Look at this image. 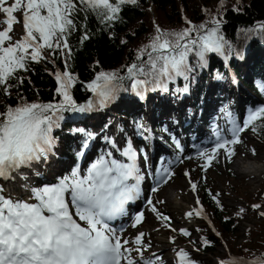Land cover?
Wrapping results in <instances>:
<instances>
[{
  "label": "snow or ice",
  "instance_id": "6c2138e0",
  "mask_svg": "<svg viewBox=\"0 0 264 264\" xmlns=\"http://www.w3.org/2000/svg\"><path fill=\"white\" fill-rule=\"evenodd\" d=\"M138 3L139 0H0V93L10 96L12 89L22 86L26 77L21 73L32 71L33 63L55 64L60 59L64 66L62 71L56 69L51 73L56 81L58 101L29 102L18 93L20 102L0 111V179H14L13 173L30 169L34 163H48L50 157L56 155L58 141L53 130L60 128L65 112L88 113L106 107L120 91L128 90L124 86L126 80L141 98L149 85L152 90L159 88L166 92L169 82L178 77L188 80L195 71L189 62L190 56H195L197 66L203 68L207 67L209 53L225 55L228 41L221 32L222 18L213 16L211 26L209 22L196 25L185 18L188 26L180 30H164L157 25L151 40L139 50L138 62L127 66L123 75L118 70L96 73L86 85L92 99L78 104L72 89L79 81L70 71L73 58L70 38L78 30V14L85 13V19L87 14H92L101 24L110 26L121 19L124 6ZM224 4L225 0H219L221 8ZM18 13L22 14V19ZM21 23L23 34L17 39L14 26ZM246 31L264 33V22ZM87 39L89 34L85 31L79 42ZM145 55L146 61L142 59ZM260 88L264 91V83ZM188 90L185 84L177 92ZM224 111L232 125L231 136L223 135L218 127L214 130L213 146L200 148L198 152L204 160V170L221 155L230 162L236 155L235 146L242 143V132L247 129L257 132L258 127L264 129V106L249 111L242 126L231 112ZM136 129L144 139L150 138L144 136L147 129L142 122L136 123ZM72 131L85 137L77 154L83 157L96 134L85 128ZM104 140L109 148L100 152L86 169L77 165L68 174L41 186L25 183L26 198L7 193L0 185V264H165L161 255H145L151 248V242L146 241L147 233L141 231L130 241L123 237L122 227L113 226V222L128 216L129 204L142 196L145 176L140 163L142 157L147 166L148 154L138 149L131 139H126L124 146H118L117 140L108 136H104ZM175 146L183 152L179 140L175 141ZM173 163L169 161L167 166L157 169L152 193L158 192L175 175ZM191 188L197 191V183L192 182ZM209 194L223 210L220 194H212L210 190ZM162 203L154 202L151 196L147 199L151 211L164 222L163 227L175 232L171 217L157 207ZM196 203L201 205L199 198ZM261 207L253 205L255 209ZM244 211L240 209L241 213ZM185 215L207 218L202 205ZM259 215L264 217V211ZM229 219L224 217L225 221ZM144 221V212L139 211L132 217L131 227L137 228ZM179 232L183 236L191 235L187 228ZM215 234L220 235L218 231ZM171 239L175 242V237ZM211 243L203 239L205 247ZM176 255L178 264H199L184 248ZM218 264H264V254L225 257Z\"/></svg>",
  "mask_w": 264,
  "mask_h": 264
},
{
  "label": "trees",
  "instance_id": "16d2710c",
  "mask_svg": "<svg viewBox=\"0 0 264 264\" xmlns=\"http://www.w3.org/2000/svg\"><path fill=\"white\" fill-rule=\"evenodd\" d=\"M120 16L121 19L110 26L101 24L92 14H87L86 19L85 13H79L77 16L78 30L70 38V43L73 47L70 71L77 75L79 81L72 89V95L78 104L87 103L92 99V93L87 89L86 85L94 79L96 73L118 70L122 75L126 74L127 66L138 62L137 55L139 50L151 40L157 25L164 30H180L188 26L185 20L187 18L193 24L199 25L209 22V26H211L210 21L213 16H216L223 20L221 32L228 41L225 55L209 53L207 67L203 68L197 66V58L195 56H190L189 62L195 68V71L190 74L188 80L184 79L180 82L182 87L185 84L188 85L189 90L184 93L185 102H190L196 108L203 110L210 100H214V98L218 100L217 106L220 103L230 101L231 96L226 88L230 84L232 85V81L227 69L232 66L235 69L234 71L241 75L245 71L246 66H244V63L247 61V70L251 72L252 79L248 81L240 76L241 84L239 86L240 90L245 94H250L252 99L245 100L244 106L246 108L251 107L252 110L264 106V91L260 88V84L264 83V33L246 31L264 22V0H225L222 8L219 5V0H139L138 5L124 6ZM85 31L88 32L89 39L80 43V38ZM142 59L146 61L147 55L142 57ZM250 61L251 63H249ZM31 67L32 71L21 73L26 77L22 86L18 89H12L10 96L0 93V111H4L7 106L18 104L20 102L18 93L29 102L40 101L47 103L60 99L55 94L57 85L51 73L56 69L62 71L63 62L57 59L55 64L41 62L33 63ZM208 84L213 85L215 89L209 91ZM124 86L128 90L120 91L114 100L115 103L109 108L100 110L101 113L98 112L100 116L95 121L91 119L93 113H64V120L61 121L60 128L53 130V135L57 138V143L60 144L62 153L70 161L75 162L78 160L79 145L85 139L83 134L75 133L72 130L85 128L87 131L95 133L97 125L106 122V119L101 122V118H107L112 114L110 110H115L121 124L127 127L130 123L135 130L134 134L138 135L136 123L142 122L145 129H147L144 135L147 136L149 125L147 114H153L150 110V103L153 102L156 107L154 115L160 123L169 109L167 105L170 101L164 100L168 95L166 97L164 91L159 88L152 90L150 85L152 96L147 102L135 98L133 99L134 101L132 100L133 103L130 104L129 101L127 102L132 96L130 81L126 80ZM235 90L238 91V89ZM169 98L171 101L176 100L172 96ZM125 102L128 103L129 107L124 108V106H121ZM177 103L175 101V104ZM238 116L239 114L236 110L235 119ZM204 118L207 119L206 114H204ZM159 123L153 124L151 128L153 137L173 146L172 135L165 131ZM253 133L264 142V129L258 127L257 132ZM107 134L108 132L105 131L104 135L106 136ZM53 177L57 178V176ZM197 191L200 202L213 221L216 231L220 233L217 236L207 220L205 224L198 228L202 245L204 238L212 242L209 246L205 247L203 245V251L213 252L219 243L228 239L235 232L237 221H241L240 218L247 214V208H241L245 211L242 213L239 211L232 216L225 210V207L221 210L212 201L209 189L203 178L199 179ZM260 204L264 205V190L261 192ZM224 217H229L230 219L225 221ZM232 217L236 221H233ZM233 250L235 251V256L245 258L264 254V224H255L253 228L249 229L244 242L233 247ZM190 255L199 264H203L192 253Z\"/></svg>",
  "mask_w": 264,
  "mask_h": 264
},
{
  "label": "rangeland",
  "instance_id": "374dc122",
  "mask_svg": "<svg viewBox=\"0 0 264 264\" xmlns=\"http://www.w3.org/2000/svg\"><path fill=\"white\" fill-rule=\"evenodd\" d=\"M17 28L18 31L16 32L17 34L15 38L18 39L23 34L22 23L17 24ZM249 63H251V61ZM244 66H246V68L245 71L242 73L243 77L246 80L250 81L252 79V74L249 70H247L248 67L247 61L246 63H244ZM208 85H209L208 86L209 91H213L215 89L213 88V85L211 84ZM234 89L235 87L233 86V84L232 85L230 84L226 88V90L229 91L231 96L230 102L227 104L226 109L229 112H231L233 115V112L236 111L234 105L236 104L238 106L240 117H238V120L236 119V122L242 126L244 119L247 118L248 112L252 110L251 107L245 109L243 102H245V100H249L252 98L250 94L249 95L245 94L241 90L234 91ZM240 99L242 101H240ZM164 100H169V99L165 98ZM216 100L217 99H214L212 101H216ZM121 106H124V108L129 107L127 102L123 103ZM167 106H169V109L164 115L163 117L164 119H161L160 125L165 131H167L169 134L172 135V141L174 142L173 146L168 145L163 141L161 142L160 140H156L155 137H153L152 141H148L147 143L144 140L138 142L137 141L138 139L135 138V134H134L135 130L133 129L132 125L129 123L126 127L125 125L121 124L118 117H112L113 115L117 114L115 110H110V112L113 113V115L110 114L108 117L110 120L107 122H109L111 126H108V123L106 124L107 125L106 131L108 132L106 136L116 139L118 146H124L126 138L131 139L132 142L135 141L134 145L136 144L137 145L136 147L138 149L140 145V147L142 146V149L147 152L149 157L147 166L143 162L140 163V165L141 164L144 165L143 173L148 175V177L146 178L147 179L152 178L151 186L149 187L150 191L151 188L154 187L152 175H154V178L156 179L155 177V174L157 172L156 162H158V158H160V162H163V159L161 160L162 158L161 156L168 157L169 161H173L175 164V167L173 168L175 175L171 178V180L167 183V185L166 184H164L165 186L162 185L159 189V192L153 193L151 197L153 198L154 202L155 201L164 202L162 204H158L157 207L164 214L171 217V226L177 231L173 232L171 229L163 227L164 222L162 220H158L156 215L151 211L150 207L147 205V199L150 197L149 194H147L143 200L142 206L139 207L138 210V212L139 211L144 212L145 221L142 223L141 227H137V228L131 227L132 222L130 223V226L124 227L123 237L125 239L132 241L139 232L141 231L144 232L145 230L148 234L146 236V241L151 242V248L145 253V255L148 256L151 253L158 254L157 246L152 242L153 236L151 235L150 231H160L168 235V237L171 238L175 237V242L172 241L173 247H171V249L167 251L168 253L167 255H164L166 256V258L170 256L172 262L167 261V259H164L165 258L163 257L164 252L158 254L162 256V258L165 261V264H174V263L178 264V257L176 253L180 248H184L188 252L192 253L197 259L203 262V264H218L219 260L222 258L235 256V251L233 250V247L238 246L242 242H244V239L246 238L249 229L253 228L255 224H261V223L264 224V217H261L259 215L261 211H264V205L260 204L261 192L264 190V173L261 175L260 180L252 183L251 176L245 173L242 174L238 173L237 167L233 164V161L237 157L238 152L240 153L241 157L247 156L248 158H252V160H256L257 158H259L262 159V162H264V142L260 140L252 131L247 129L240 134L242 143L235 146L236 155L232 158L230 162L223 155H221L217 161L213 162L212 166L204 170L202 169L204 160L198 155V152L200 148H203L205 146L202 147H200V145L194 146L198 134V132H195V129L198 126L197 125L198 121L199 120L202 121L200 116L201 113L199 112L198 114V110L200 109L196 108L190 102H179L173 106L171 102L168 103ZM153 107L154 104L153 102H151L150 110L155 111ZM214 108H215L214 104H209L206 106L204 114L208 116V120L206 122L207 125L202 123L201 124L202 126L199 125L198 130H203L204 136L208 140L212 135H214L215 129L211 128V132L209 133L207 132V126H209L210 124L214 126V122L217 120V118L218 120L223 119L222 121H219L221 125L220 130L223 129L222 134L230 138L231 136L230 129L232 125L229 122V119L225 114V111L223 110L222 112L219 113L218 110ZM180 113H187L189 116L186 117L185 120L183 121L180 116ZM99 116L100 113L94 111L93 115L91 116L92 121H95ZM193 118L197 120L195 125L190 124L191 121L194 120ZM105 119L106 117H102L101 122H104ZM156 119L157 118L155 117H151L148 118V121L150 120L151 122H155ZM188 122L190 123L187 125ZM102 124L103 123L97 125L95 129V134L97 137L94 139L93 142L98 143V146H96L95 144L94 146L92 145L91 148H88L89 150L87 149L88 151H85L86 156L84 155L83 157H80V159L77 160V162L70 161L69 158L62 153L60 144L57 143L56 155L52 156L49 159L48 163L41 166L37 174L38 176L34 174L36 171L30 170L29 173L31 175L34 174V176L36 177L34 183L44 184L47 182L48 183L54 182L55 181V178L53 177L54 175L58 176L60 174L62 176L64 172L68 174L71 171V169L73 167H76L77 165L80 166L81 169H86L87 166L90 164V162L93 159H95V157L99 155L100 152L107 150L109 148V145L104 140V136H103L104 132H102L103 127H101ZM111 127H114V129ZM117 127L119 128V130L116 129ZM149 127H151V125H149ZM180 127H182V129ZM123 129L125 131H123ZM176 140H179L183 148L182 153L175 146ZM213 144L214 143H212L208 148L212 147ZM153 147H155L154 149L155 151H153L152 149ZM79 148L81 151V145H79ZM253 150H255V154H253ZM55 157H58V160ZM83 158L84 161L81 163V159ZM242 161H246V160L242 159ZM54 162L56 163L53 164ZM47 166L49 167L46 168ZM24 172L26 171L20 170L19 173H13L14 179H12L13 182L11 185V189L12 188L17 189L18 186L19 189L22 188L21 189L22 195H28V193L25 191L22 185L24 182L25 183L27 182L25 179H23L24 177L21 175ZM186 172L188 173L187 176L185 175ZM50 174H53L51 179L49 178ZM200 178H203L205 180L207 188L211 190L213 194L216 193L220 194L219 199L223 203L225 210L228 213H230V216L237 214V212H239L241 208H247V214L243 215V217L240 218L241 221H237L236 227L234 229L235 232L231 236H229L228 239L225 238L226 240H223V242L219 243L215 247V250L213 252L203 251L202 239L198 229L203 224H205L206 218L197 217L193 215V217L190 218L192 222H190V224H187L185 226L182 225L181 227V224L178 223L174 215H172L165 208L168 201H166L162 195V192L165 187L168 188V190L172 191L174 194L175 193L184 194L186 192H189L191 196V203H193L191 204L192 206L191 210L193 208H199L200 205H197L196 203L197 198H199V194L198 191L194 192L192 190L191 183L195 182L198 185ZM0 185L5 186L7 190L6 192L13 193L10 191V187H8L4 181H0ZM29 185H31V183H29ZM31 186L36 187L37 185H31ZM256 204H259L262 207L260 209L253 208V205ZM232 219L233 221H236L234 217H232ZM185 227L191 233L190 236H183L179 232V229ZM196 249H200V250L196 251ZM176 259L177 261H175Z\"/></svg>",
  "mask_w": 264,
  "mask_h": 264
},
{
  "label": "bare ground",
  "instance_id": "6f19581e",
  "mask_svg": "<svg viewBox=\"0 0 264 264\" xmlns=\"http://www.w3.org/2000/svg\"><path fill=\"white\" fill-rule=\"evenodd\" d=\"M17 15L20 16L22 19V14L18 13ZM0 18H2V17H0ZM14 27H15V31L17 32L18 31L17 25H15ZM222 120L223 119H220L219 121H222ZM209 143H210V141L208 140L206 142V145H208ZM114 155H116V157L119 156L118 153H114ZM242 157H241L240 153L238 152L237 157L233 161V164L237 167L238 173H240V174L245 173V174L250 175L252 178V183L260 180L261 175L264 173V162H262V159L257 158L256 160H252V158H248L247 156L246 157L242 156ZM242 159L246 160V161H242ZM140 167H141V165H140ZM141 169L143 172V168H141ZM144 176H145V179L142 182V185H144V184L147 185L148 179L146 178V174H144ZM4 182L6 183V180H4ZM3 187L5 188V186H3ZM5 190H6V188H5ZM7 193H9V192H7ZM11 194L14 195L13 193H11ZM162 195H163L164 199L166 201H168L165 208L172 215H174V217H175V219H177L178 223L181 224V227H182V225L185 226L187 224H190V222H192L191 219L185 215L187 212H189L191 210V208H192L191 204H193V203H191V196H190L189 192H186L184 194H182V193H180V194L175 193L174 194L172 191L168 190V188L165 187L163 192H162ZM134 205H138V204H134ZM138 227H141V225ZM144 232L147 233L145 230H144ZM150 233L153 236V238H152L153 244H155L157 246L158 254L164 252V254H163V257H165L164 259H167V261L172 262V259L170 258V256H168L167 258H166V256H164V255H167L168 254L167 251L169 249H171V247H173L172 246L173 242H172L171 237H168V235H166L160 231H150ZM175 261H177V259Z\"/></svg>",
  "mask_w": 264,
  "mask_h": 264
}]
</instances>
